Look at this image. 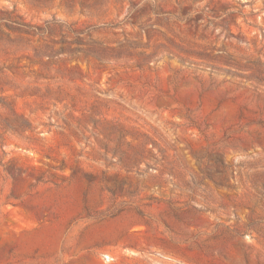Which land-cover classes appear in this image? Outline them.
<instances>
[{
	"label": "rangeland",
	"instance_id": "1",
	"mask_svg": "<svg viewBox=\"0 0 264 264\" xmlns=\"http://www.w3.org/2000/svg\"><path fill=\"white\" fill-rule=\"evenodd\" d=\"M0 264H264V0H0Z\"/></svg>",
	"mask_w": 264,
	"mask_h": 264
},
{
	"label": "crops",
	"instance_id": "2",
	"mask_svg": "<svg viewBox=\"0 0 264 264\" xmlns=\"http://www.w3.org/2000/svg\"><path fill=\"white\" fill-rule=\"evenodd\" d=\"M176 1H179V0H173V4H176ZM181 1H184V0H180Z\"/></svg>",
	"mask_w": 264,
	"mask_h": 264
}]
</instances>
